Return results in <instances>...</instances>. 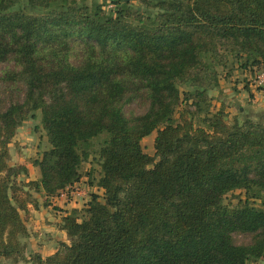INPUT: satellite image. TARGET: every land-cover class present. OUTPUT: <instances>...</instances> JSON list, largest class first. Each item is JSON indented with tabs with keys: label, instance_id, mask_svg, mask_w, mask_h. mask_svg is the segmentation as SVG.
I'll return each instance as SVG.
<instances>
[{
	"label": "trees",
	"instance_id": "16d2710c",
	"mask_svg": "<svg viewBox=\"0 0 264 264\" xmlns=\"http://www.w3.org/2000/svg\"><path fill=\"white\" fill-rule=\"evenodd\" d=\"M110 1L0 0V259L261 264L264 114L230 122L213 103L230 56L264 67V0ZM38 111L50 147L25 185L10 144ZM93 153L102 192L63 218L68 242L27 255L22 211L79 182Z\"/></svg>",
	"mask_w": 264,
	"mask_h": 264
},
{
	"label": "rangeland",
	"instance_id": "374dc122",
	"mask_svg": "<svg viewBox=\"0 0 264 264\" xmlns=\"http://www.w3.org/2000/svg\"><path fill=\"white\" fill-rule=\"evenodd\" d=\"M100 2L105 1L104 4L106 10H110L114 5L111 3L110 0H99ZM135 1V0H134ZM137 3V1H135ZM242 61H244V58H236L233 56H230L228 59V62L225 66L218 65V71L220 73V84L215 91L222 90V94H226L227 92L232 93H238V85L243 86H249L253 82L254 74H255V68L253 66H244L242 64ZM7 63L0 64V72L7 67ZM253 84V83H252ZM252 89L254 88L258 92L261 93L262 98H264V88L256 87L255 85L250 86ZM187 89L188 87H183ZM250 89V88H248ZM237 91V92H236ZM234 93V94H235ZM236 98V97H235ZM251 98H253L251 96ZM240 99V100H238ZM258 99V100H257ZM218 100L217 98L214 99V102L216 103ZM238 104L232 107L230 110H228L227 107H224L226 112L229 114V120L230 122H233L235 118L242 119L243 116L241 113L251 115L253 117H258L262 114H264V103L261 102V98L255 97L253 101L249 102L248 99L242 100L241 98H237ZM255 101V102H254ZM260 101V102H259ZM214 104V103H213ZM179 108H182L180 106ZM191 110H194L191 108ZM216 110L217 107H216ZM228 110V111H227ZM180 112H176L175 114V121L180 120ZM188 118H191V114H186ZM204 114H196L193 116V119L196 123V125H204L202 122ZM157 134V131H154L150 135L146 136L143 139V144L145 151L153 155L155 153V136ZM104 137L99 136L94 141V148L98 149L101 143L103 142ZM11 158L9 160L10 164L18 166L22 163L27 165L28 167V176L20 178L21 184H30L29 182L33 180H37L39 177V169L33 164V160L41 155V153L48 149L50 147V143L48 141V137L46 134L45 129L42 126L41 123V111L37 112L36 117H30L27 120L24 121V123L18 128L17 133L15 134L14 138L11 141ZM100 164H99V155L97 153H93L89 159L84 161L81 165V172L82 175L86 178L85 181H80L78 185H80L81 190H83L87 186V182L89 181V173L92 172V177L94 178V182L98 180L100 177ZM91 179V177H90ZM88 180V181H87ZM85 184V187H84ZM91 187V183H89ZM88 184V185H89ZM27 185V186H28ZM92 186L97 187L96 183H93ZM86 192H89V189H84ZM83 190V191H84ZM35 192V191H33ZM239 191H236L235 193L229 194V199L236 201V198L234 197V194H237ZM36 193V192H35ZM260 203V200L257 201V204ZM238 240H242L241 236H237ZM261 264H264V258L260 261Z\"/></svg>",
	"mask_w": 264,
	"mask_h": 264
},
{
	"label": "crops",
	"instance_id": "0c3cea01",
	"mask_svg": "<svg viewBox=\"0 0 264 264\" xmlns=\"http://www.w3.org/2000/svg\"><path fill=\"white\" fill-rule=\"evenodd\" d=\"M251 85L253 86L252 83ZM251 85L243 86V88L242 85H238L237 87L239 91L237 94L235 92L234 94L231 91L227 92L226 94H222V92H220L222 90L214 91V95L218 100L216 103L214 102L215 108L217 107V109H220L223 107H227L228 110H230L232 107L238 104L237 98H241L242 100L248 99L249 102H251L254 100L255 97H257L261 98V102L259 101L261 104L264 103V98H262L261 93L255 90L254 88L252 89L250 87ZM251 96L253 98H251ZM10 152L12 154L11 146ZM26 176H28V174L23 175V177ZM85 179L86 178L83 176L80 181H85ZM80 181L77 182V184H79ZM89 183V181L86 183L88 187H85L84 184V189H89V192H86V190L83 189L84 195L78 198L75 197L68 199L61 195H58L56 197L50 198L49 202L46 203L44 197H42L38 193H34V196L37 200L36 204L33 202L28 203L26 210L22 211V215L24 217L29 232L28 235L23 238V242H25L27 246V255L32 252H40L44 257H46L57 250L59 242H68L67 231L61 227L62 220L65 216L69 215L74 209H81L84 202L88 201L90 197V192L97 191L99 189L98 187L92 186V184L91 187H89ZM25 189L28 190L29 187L25 186ZM98 191L102 192L101 190ZM0 264L28 263L24 261L14 263L11 260L1 258Z\"/></svg>",
	"mask_w": 264,
	"mask_h": 264
},
{
	"label": "built area",
	"instance_id": "2783aa9c",
	"mask_svg": "<svg viewBox=\"0 0 264 264\" xmlns=\"http://www.w3.org/2000/svg\"><path fill=\"white\" fill-rule=\"evenodd\" d=\"M255 74L253 78V85L256 87L264 88V67L256 68ZM59 195L65 197V198H75V197H82L83 190H81L80 185L77 184V182L69 187H67L65 190H63ZM85 203V202H84Z\"/></svg>",
	"mask_w": 264,
	"mask_h": 264
},
{
	"label": "water",
	"instance_id": "95a60500",
	"mask_svg": "<svg viewBox=\"0 0 264 264\" xmlns=\"http://www.w3.org/2000/svg\"><path fill=\"white\" fill-rule=\"evenodd\" d=\"M225 118H226V119H228V117H227V116H226Z\"/></svg>",
	"mask_w": 264,
	"mask_h": 264
}]
</instances>
